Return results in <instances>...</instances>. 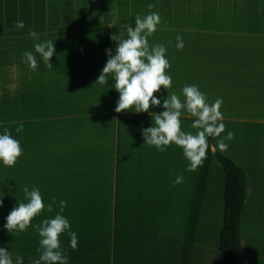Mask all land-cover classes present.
<instances>
[{"label": "crops", "instance_id": "crops-1", "mask_svg": "<svg viewBox=\"0 0 264 264\" xmlns=\"http://www.w3.org/2000/svg\"><path fill=\"white\" fill-rule=\"evenodd\" d=\"M149 12L161 17L148 39L167 48L169 91L183 100L182 88L195 84L209 103L222 98L221 136L235 134L224 151L219 137H208L195 171L181 147L160 152L144 143L148 112L115 111L111 74L108 83L95 82L105 50L116 47L110 37L127 38L135 16ZM30 29L55 43L51 67L35 53ZM25 51L34 53L36 71L22 62ZM150 110L154 124L163 109ZM194 119L182 113L183 130L195 134ZM5 127L23 155L13 167L0 164V225L18 200L27 202L26 185L39 188L46 204L56 197L32 224L54 217L65 201L62 215L78 236L75 249L67 234L60 237L68 264H219L224 171L217 151L247 177L238 264H264V0H0V132ZM178 175L184 179L173 186ZM39 240L31 226L15 236L0 228V246L14 261L19 255L33 264Z\"/></svg>", "mask_w": 264, "mask_h": 264}, {"label": "clouds", "instance_id": "clouds-1", "mask_svg": "<svg viewBox=\"0 0 264 264\" xmlns=\"http://www.w3.org/2000/svg\"><path fill=\"white\" fill-rule=\"evenodd\" d=\"M153 7V4L148 5L149 9ZM161 22L157 12H149L144 17L136 15L135 27L129 25L127 28V38L113 34L110 39L116 41V47L114 51L112 48L105 50L108 58L95 82L108 83L106 74H111L115 82L110 88H114L119 93L115 111L129 109L136 113L148 112L152 117V123L141 129L144 143L154 146L160 152L166 151L171 144L181 147L184 157L189 161L187 170L195 171L203 165L206 158L209 147L208 137H219L217 145L221 151H224L228 148L225 141L232 140L235 134L228 131L225 136H221V133L225 131V125L222 122L223 113L220 111L222 98L209 103L206 94L195 84L185 85L182 88L183 100L169 91L173 80L170 73L166 71L171 67L166 55L167 48L162 44L150 45L148 39L157 31V26ZM24 27L23 20L16 22V30ZM28 36L39 41L34 44L35 53L40 55L45 65L51 67L55 43L51 40H39V33L33 29L29 30ZM176 40V47L182 49L184 41L179 34ZM22 62L32 71L37 70L38 62L33 52L25 51ZM154 93H160V95H154ZM157 106L163 111L155 115L153 124V112L150 109ZM184 112L195 117L191 125L192 128L197 129L195 134L183 130L181 116ZM22 129L23 124H20L15 131L21 132ZM22 155L23 148L20 141L14 138L5 127L0 132V164L13 167ZM183 179L182 175L176 176L173 186L180 184ZM23 191L27 202H20L17 198L18 204L10 210L5 217V223L0 225V228L6 229L14 236L27 231L29 226L37 230L40 237L37 251L40 255L33 264H68L69 258L62 248L60 237L67 234L70 237V247L75 249L78 245V236L71 230L68 218L62 215L66 202H60V210L54 217L45 218L39 225H35L32 224L33 218L44 211L51 212L56 197L53 196L52 202L46 204L39 188L33 187L29 190L26 185ZM3 205L4 201L0 197V207ZM0 264H24V259L17 255L14 261L11 251L0 246Z\"/></svg>", "mask_w": 264, "mask_h": 264}, {"label": "trees", "instance_id": "trees-1", "mask_svg": "<svg viewBox=\"0 0 264 264\" xmlns=\"http://www.w3.org/2000/svg\"><path fill=\"white\" fill-rule=\"evenodd\" d=\"M224 171L223 227L219 242V264H238L242 249L240 234L241 214L247 196V177L231 158L216 152Z\"/></svg>", "mask_w": 264, "mask_h": 264}]
</instances>
